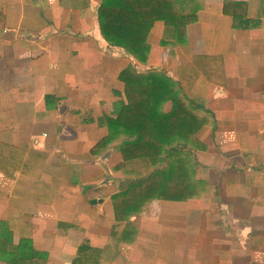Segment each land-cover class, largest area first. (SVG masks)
Listing matches in <instances>:
<instances>
[{
  "label": "crops",
  "instance_id": "crops-1",
  "mask_svg": "<svg viewBox=\"0 0 264 264\" xmlns=\"http://www.w3.org/2000/svg\"><path fill=\"white\" fill-rule=\"evenodd\" d=\"M226 1L246 15H225ZM103 2L0 0V230L14 223L15 243L30 236L47 264H72L85 238L99 264H264V0H205L184 42L163 43L157 22L145 65L105 39ZM126 69L167 76L160 113L183 98L209 123L205 150L162 143L195 151L200 196L117 222L132 181L121 149L138 140L114 122Z\"/></svg>",
  "mask_w": 264,
  "mask_h": 264
},
{
  "label": "trees",
  "instance_id": "trees-1",
  "mask_svg": "<svg viewBox=\"0 0 264 264\" xmlns=\"http://www.w3.org/2000/svg\"><path fill=\"white\" fill-rule=\"evenodd\" d=\"M204 1L104 0L97 13V22L106 40L124 48L138 64L145 65L150 48L148 40L155 24L162 22L164 25L163 43L184 42L187 27L196 21L197 10L204 5ZM224 14L246 15L245 6L226 1ZM160 76L167 81V76ZM160 76H146L137 69H126L119 74V79L125 84L127 104L122 105L114 122L126 131L136 133L138 140L121 149L123 160L119 168L130 175L132 181L126 192L114 198L117 222L146 210L154 201L187 202L198 198L202 190L201 183L196 180L198 163L193 155L195 151L181 146L164 150L162 143L178 138L185 146L192 144L201 148L200 151L205 150L196 134L209 121L204 115H197L196 111L189 109L183 98L174 101L169 113H160L159 108L165 101L160 96L164 92ZM104 142L101 140L94 150ZM14 171H5V174L9 177ZM4 224L0 230V259L3 262L48 263L46 254L35 251L30 236H22L16 244L14 232L10 229L14 223ZM59 228L75 229V226L59 224ZM130 228L127 224L125 230ZM101 256L102 250L84 240L77 247L72 264H99Z\"/></svg>",
  "mask_w": 264,
  "mask_h": 264
},
{
  "label": "rangeland",
  "instance_id": "rangeland-1",
  "mask_svg": "<svg viewBox=\"0 0 264 264\" xmlns=\"http://www.w3.org/2000/svg\"><path fill=\"white\" fill-rule=\"evenodd\" d=\"M261 8V7H260ZM171 141H172V143L173 144H177L180 140L179 139H171ZM181 142V141H180ZM219 203H220V205L219 206H217V209L219 210V211H223V210H225V208H227L223 203H222V201H221V199L219 198ZM228 233V232H227ZM231 234V233H230ZM84 240H86V238L84 239ZM83 240V241H84Z\"/></svg>",
  "mask_w": 264,
  "mask_h": 264
}]
</instances>
